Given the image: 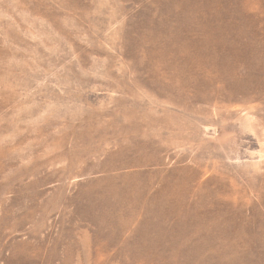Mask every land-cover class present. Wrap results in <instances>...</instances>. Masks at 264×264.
<instances>
[{"label":"rangeland","instance_id":"obj_1","mask_svg":"<svg viewBox=\"0 0 264 264\" xmlns=\"http://www.w3.org/2000/svg\"><path fill=\"white\" fill-rule=\"evenodd\" d=\"M0 264H264V0H0Z\"/></svg>","mask_w":264,"mask_h":264}]
</instances>
